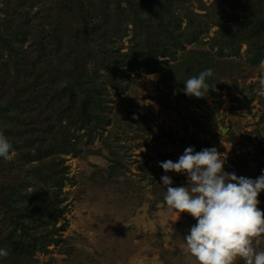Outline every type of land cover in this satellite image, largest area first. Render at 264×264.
Instances as JSON below:
<instances>
[{"label": "trees", "instance_id": "obj_1", "mask_svg": "<svg viewBox=\"0 0 264 264\" xmlns=\"http://www.w3.org/2000/svg\"><path fill=\"white\" fill-rule=\"evenodd\" d=\"M187 2L0 0V131L15 150L13 159L0 158V248L9 251L0 262L31 264L63 241L66 225L57 223L68 209L69 178L59 156L78 154L83 137L109 131L112 95L129 90L133 70L163 71L169 61L162 58L179 59L187 43L203 42L211 24L220 28L219 54L247 43L250 64L264 60V0H215L211 15L188 9L184 27L180 8ZM129 33L123 51L119 41ZM199 55L184 54L193 76L212 69ZM179 68L170 69L176 75ZM15 169L25 174L16 183L5 175Z\"/></svg>", "mask_w": 264, "mask_h": 264}, {"label": "rangeland", "instance_id": "obj_2", "mask_svg": "<svg viewBox=\"0 0 264 264\" xmlns=\"http://www.w3.org/2000/svg\"><path fill=\"white\" fill-rule=\"evenodd\" d=\"M214 1L182 5L184 27L188 9L211 15ZM217 13L223 20L230 14L221 9ZM236 13L245 15L242 8ZM211 25L201 36L203 42L187 43L179 59L162 58L169 61L163 71L146 74L136 69L127 92L115 95L110 88L114 127L104 135L83 137L80 153L59 156L69 178L63 187L68 209L57 223L66 225L63 241L52 244L47 253H37L31 264H195L183 249V236L196 220L164 203L161 179L167 175L173 187H180L188 186V178L165 173L160 163L176 162L188 147L197 152L215 147L224 154L226 172L250 179L264 175V95L257 91L264 72L259 64H250L247 43H234L219 54L220 28ZM131 39V33L120 39L123 51ZM191 52H198L207 67L212 64L214 72L211 90L202 99L183 91V83L193 76L195 65L184 56ZM178 66L175 75L170 68ZM5 175L16 183L25 174L15 169ZM258 198L264 211V192ZM238 262L243 264L240 258Z\"/></svg>", "mask_w": 264, "mask_h": 264}, {"label": "clouds", "instance_id": "obj_3", "mask_svg": "<svg viewBox=\"0 0 264 264\" xmlns=\"http://www.w3.org/2000/svg\"><path fill=\"white\" fill-rule=\"evenodd\" d=\"M258 69L264 72V60ZM211 68L191 76L183 84L184 94L202 99L209 93ZM257 91L264 95V76ZM136 118V117H134ZM15 150L9 138L0 131V158L10 160ZM215 147L199 152L188 147L176 162L160 163L165 173L186 175L188 186L173 187L167 175L164 203L181 215L196 220L183 236L184 251L195 258V264H264V211L259 208V195L264 192V175L256 179L237 177L224 169L226 160ZM9 256L0 248V259Z\"/></svg>", "mask_w": 264, "mask_h": 264}]
</instances>
